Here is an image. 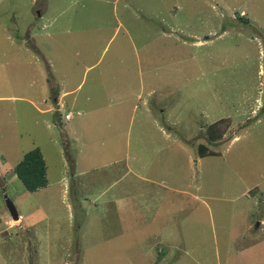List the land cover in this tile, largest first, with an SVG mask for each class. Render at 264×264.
<instances>
[{"label": "rangeland", "instance_id": "rangeland-1", "mask_svg": "<svg viewBox=\"0 0 264 264\" xmlns=\"http://www.w3.org/2000/svg\"><path fill=\"white\" fill-rule=\"evenodd\" d=\"M0 264H264V0H0Z\"/></svg>", "mask_w": 264, "mask_h": 264}, {"label": "trees", "instance_id": "trees-1", "mask_svg": "<svg viewBox=\"0 0 264 264\" xmlns=\"http://www.w3.org/2000/svg\"><path fill=\"white\" fill-rule=\"evenodd\" d=\"M228 124L229 120L226 119H220L210 124L205 132L207 141L211 145H216L224 137ZM198 151L200 157L215 154L208 151V148L203 144L199 145ZM14 173L30 193L38 192L49 186L46 160L40 148H35L26 153L22 161L14 167Z\"/></svg>", "mask_w": 264, "mask_h": 264}, {"label": "water", "instance_id": "water-1", "mask_svg": "<svg viewBox=\"0 0 264 264\" xmlns=\"http://www.w3.org/2000/svg\"><path fill=\"white\" fill-rule=\"evenodd\" d=\"M7 208L12 216V219L16 222L19 220V215L16 207L14 206L13 202L8 199V197H5Z\"/></svg>", "mask_w": 264, "mask_h": 264}, {"label": "crops", "instance_id": "crops-1", "mask_svg": "<svg viewBox=\"0 0 264 264\" xmlns=\"http://www.w3.org/2000/svg\"><path fill=\"white\" fill-rule=\"evenodd\" d=\"M149 113V112H148ZM149 118H150V121H156L154 118L151 117V115L149 114ZM154 123V122H153ZM158 125V123H157ZM159 127V126H158ZM135 157H133L134 159ZM131 159V156L129 153H126V161H127V164H126V173L127 174H130V171H131V166L128 164V161H130ZM87 173H89V171H87ZM115 203V202H114Z\"/></svg>", "mask_w": 264, "mask_h": 264}, {"label": "built area", "instance_id": "built-area-1", "mask_svg": "<svg viewBox=\"0 0 264 264\" xmlns=\"http://www.w3.org/2000/svg\"><path fill=\"white\" fill-rule=\"evenodd\" d=\"M69 117H70V115H67V116H66V120H67Z\"/></svg>", "mask_w": 264, "mask_h": 264}, {"label": "clouds", "instance_id": "clouds-1", "mask_svg": "<svg viewBox=\"0 0 264 264\" xmlns=\"http://www.w3.org/2000/svg\"><path fill=\"white\" fill-rule=\"evenodd\" d=\"M77 115H80V113H77ZM65 119H66V116H65Z\"/></svg>", "mask_w": 264, "mask_h": 264}]
</instances>
